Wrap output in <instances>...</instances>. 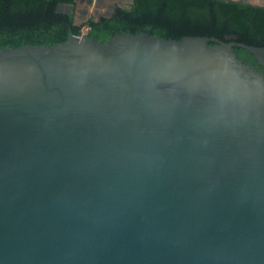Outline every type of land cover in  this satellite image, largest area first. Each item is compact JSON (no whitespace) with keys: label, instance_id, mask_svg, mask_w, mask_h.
Wrapping results in <instances>:
<instances>
[{"label":"water","instance_id":"water-1","mask_svg":"<svg viewBox=\"0 0 264 264\" xmlns=\"http://www.w3.org/2000/svg\"><path fill=\"white\" fill-rule=\"evenodd\" d=\"M235 40L0 49V264H264V47Z\"/></svg>","mask_w":264,"mask_h":264},{"label":"trees","instance_id":"trees-1","mask_svg":"<svg viewBox=\"0 0 264 264\" xmlns=\"http://www.w3.org/2000/svg\"><path fill=\"white\" fill-rule=\"evenodd\" d=\"M73 0H0V49L8 46L55 45L89 27L88 35L106 41L116 33H147L164 39L232 36L236 43L264 47V7L222 0H133L109 18L73 25V16L56 12ZM237 58L258 71L262 68L245 49L234 46Z\"/></svg>","mask_w":264,"mask_h":264},{"label":"built area","instance_id":"built-area-1","mask_svg":"<svg viewBox=\"0 0 264 264\" xmlns=\"http://www.w3.org/2000/svg\"><path fill=\"white\" fill-rule=\"evenodd\" d=\"M89 27L87 25H84L82 28V32H88Z\"/></svg>","mask_w":264,"mask_h":264},{"label":"flooded vegetation","instance_id":"flooded-vegetation-1","mask_svg":"<svg viewBox=\"0 0 264 264\" xmlns=\"http://www.w3.org/2000/svg\"><path fill=\"white\" fill-rule=\"evenodd\" d=\"M127 3L124 1V5H126ZM127 5H129V4H127ZM261 72H263V70L261 71ZM264 73V72H263Z\"/></svg>","mask_w":264,"mask_h":264},{"label":"rangeland","instance_id":"rangeland-1","mask_svg":"<svg viewBox=\"0 0 264 264\" xmlns=\"http://www.w3.org/2000/svg\"><path fill=\"white\" fill-rule=\"evenodd\" d=\"M128 6H129V5L126 4V5H124V8H125V7L127 8Z\"/></svg>","mask_w":264,"mask_h":264}]
</instances>
